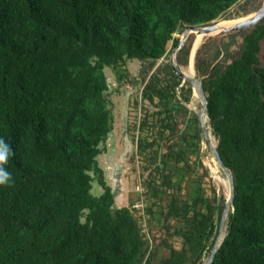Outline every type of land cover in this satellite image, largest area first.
I'll list each match as a JSON object with an SVG mask.
<instances>
[{
  "label": "trees",
  "instance_id": "16d2710c",
  "mask_svg": "<svg viewBox=\"0 0 264 264\" xmlns=\"http://www.w3.org/2000/svg\"><path fill=\"white\" fill-rule=\"evenodd\" d=\"M238 1L0 0V137L14 153L12 183L0 186V264H203L224 198L192 160L197 117L179 127L181 79L167 64L166 79L144 85L155 110L142 106L135 123L142 192L135 208L134 200L117 207L97 161L113 122L103 69L120 83L127 61L160 59L179 30L209 25ZM263 38L260 23L224 66L203 72L197 60L233 180V210L210 264H264ZM179 89L187 101L191 85Z\"/></svg>",
  "mask_w": 264,
  "mask_h": 264
},
{
  "label": "rangeland",
  "instance_id": "374dc122",
  "mask_svg": "<svg viewBox=\"0 0 264 264\" xmlns=\"http://www.w3.org/2000/svg\"><path fill=\"white\" fill-rule=\"evenodd\" d=\"M263 0H239L226 10L219 18V20L240 18L246 14L254 12L262 4ZM264 24V17L258 24ZM252 29L240 30L224 35H207L198 45L193 58V73L188 67V74L190 77H198L199 79L205 76L200 75L197 71V60L200 59L202 63V70H210L216 64L224 66L232 61L239 54L240 45L243 37ZM183 30H179L174 34V41H169L166 46V53L158 60L139 61L132 59L127 61L124 70H121L123 75L120 83L115 80V76L109 67L103 69L107 78L108 92L107 98L112 114V130L108 134L105 143L101 146V153L97 157L99 166L103 169L106 183L113 189L115 193V205L117 207L129 205V201H133L135 208V197L138 192H142L141 188V173L138 163L135 159V135L137 129L135 123L138 122L142 113V106L146 109L154 111L152 105H148L143 101L142 91L144 85L151 76L157 77L161 81L168 77L166 67L164 65L170 64V59L174 54V47L177 45L175 41H179ZM195 35L190 33L187 37L183 49L176 53L175 62L181 68H186L189 65L190 48L193 43ZM260 51L258 56L261 61L262 48L264 45V38L260 40ZM183 51H186L184 55ZM184 83H182L183 85ZM181 86V85H180ZM179 86V87H180ZM179 87L176 90V97L178 102L185 107L176 112V118L179 122L181 131H186L188 128V121L192 115L196 116V112L201 109L199 100L191 94L188 100L185 101L187 93L181 91ZM187 86H184V89ZM194 96V97H193ZM194 98V99H193ZM135 101L137 105L135 107ZM180 107V106H179ZM179 109V108H178ZM204 123L209 133V140L211 144L217 145V140L212 134L211 127L208 120L203 116ZM192 160L199 164V171L202 172V166L207 171V179L205 180L212 187L216 194L220 193L227 199V190L224 186L226 177L222 169L217 165L213 159L211 151L206 147L201 133L200 147L198 153L193 156ZM211 169L213 171H211ZM96 195L100 193V187L96 180L93 181L92 191ZM138 203L136 207H140ZM227 218V216H226ZM226 218L225 233H226ZM224 233V235H225ZM207 257L203 259V263Z\"/></svg>",
  "mask_w": 264,
  "mask_h": 264
},
{
  "label": "water",
  "instance_id": "95a60500",
  "mask_svg": "<svg viewBox=\"0 0 264 264\" xmlns=\"http://www.w3.org/2000/svg\"><path fill=\"white\" fill-rule=\"evenodd\" d=\"M263 17H264V0H263L262 4L260 5V7L257 10H255L254 12H252V15L250 17H248L247 19H245L244 21H242L239 24L219 29V24L221 22V20H219L215 23H213L214 22L213 21L209 25H206V26H186L183 29L182 35H181L179 41L177 42V45L173 49L174 54L170 59V65L172 67V71L174 72V74H176L181 79L180 85H182V83H184V82H188L191 85L193 94L199 100V102L201 104V109L196 112V117H197L199 128H200L201 133H202L203 141H204L206 147H208V149L211 151L213 159L215 160L217 165L220 167V169H222V171L224 172L225 177H226V182L224 183V186L226 187V190H227V199H225V205H224L221 217H220L217 236H218V234H219V232H220V230L224 224V221H225V218L227 216L228 211L233 210V207H232V203H233L232 175H231L230 171L228 170V168L221 161V159L217 153V150H216L217 145L211 144V141L209 140V137L206 133V129H205L204 125L202 124V115L204 114L208 120L210 127L212 126V123H211V120H210L209 114H208L207 101H206V98L204 95V91H203L201 81L198 77L192 78L189 76V74L187 73L188 72L187 71L188 66L186 68L179 67L175 62V57H176V53L183 47L187 37L189 36V34L192 31H197L198 34H204V35L207 33H212L213 31H216L215 34H213V35H224V34H229V33H233L236 31H240V30L253 29ZM190 55H191V52H190ZM220 196H221V194L218 193L217 194L218 200L220 199ZM223 237H222V239H223ZM222 239H221V241H222ZM221 241L219 243H217V237H216V239H215V241H214V243L210 249L209 255L203 264H210V262L212 261L213 256H214L219 244L221 243Z\"/></svg>",
  "mask_w": 264,
  "mask_h": 264
},
{
  "label": "bare ground",
  "instance_id": "6f19581e",
  "mask_svg": "<svg viewBox=\"0 0 264 264\" xmlns=\"http://www.w3.org/2000/svg\"><path fill=\"white\" fill-rule=\"evenodd\" d=\"M252 15V13L248 14L247 16L244 17H240V18H235V19H228V20H221L220 24H219V29L221 28H225V27H230L236 24L241 23L242 21H244L245 19H247L248 17H250ZM216 31H213L212 33H207V34H198L197 31H192L191 33H193L195 35L194 39H193V43L190 49L191 55L189 58V65L188 67L190 68L191 72L193 73V58H194V53L195 50L197 49L198 45L201 43V41L204 39L205 36L210 35V34H215ZM194 97V96H193ZM205 115H202V124L204 125L205 129H206V133L209 137V133L207 132V127L204 123V118ZM206 118V117H205ZM207 119V118H206ZM211 171H213L211 169ZM225 233V224H223L218 236H217V243H219L222 239V237L224 236Z\"/></svg>",
  "mask_w": 264,
  "mask_h": 264
},
{
  "label": "clouds",
  "instance_id": "9594fccd",
  "mask_svg": "<svg viewBox=\"0 0 264 264\" xmlns=\"http://www.w3.org/2000/svg\"><path fill=\"white\" fill-rule=\"evenodd\" d=\"M12 155L14 153L11 145L3 137H0V186L12 183V173L6 167Z\"/></svg>",
  "mask_w": 264,
  "mask_h": 264
}]
</instances>
